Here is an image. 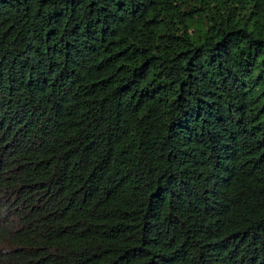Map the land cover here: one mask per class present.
Instances as JSON below:
<instances>
[{"label":"trees","instance_id":"16d2710c","mask_svg":"<svg viewBox=\"0 0 264 264\" xmlns=\"http://www.w3.org/2000/svg\"><path fill=\"white\" fill-rule=\"evenodd\" d=\"M0 264H264V0H0Z\"/></svg>","mask_w":264,"mask_h":264}]
</instances>
